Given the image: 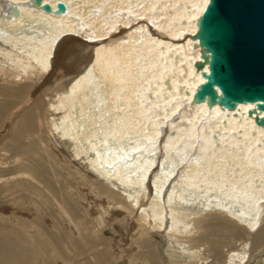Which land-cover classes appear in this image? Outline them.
<instances>
[{
  "label": "bare ground",
  "instance_id": "6f19581e",
  "mask_svg": "<svg viewBox=\"0 0 264 264\" xmlns=\"http://www.w3.org/2000/svg\"><path fill=\"white\" fill-rule=\"evenodd\" d=\"M208 2L0 0V114L12 108L11 141L27 155L31 141L19 139L44 124L61 163L106 184L105 195L91 182L81 189L86 222L54 190L61 236L33 202L34 219L2 201L10 182L45 179L39 159L0 176V219L36 232L40 215L54 231V243L0 239V264H52L44 255L37 263V248L60 264H264L262 101L225 106L195 95L209 74L210 52L196 38ZM14 161L0 169L17 170ZM115 223L126 227L118 241Z\"/></svg>",
  "mask_w": 264,
  "mask_h": 264
},
{
  "label": "water",
  "instance_id": "95a60500",
  "mask_svg": "<svg viewBox=\"0 0 264 264\" xmlns=\"http://www.w3.org/2000/svg\"><path fill=\"white\" fill-rule=\"evenodd\" d=\"M40 1L34 0L35 5ZM42 7L49 11L48 5ZM63 10V4L57 3L56 12ZM196 38L206 55L210 52L202 56L208 57L209 74L203 75L206 81L197 88V98L207 95L225 106L262 101L256 108L264 112V0H209Z\"/></svg>",
  "mask_w": 264,
  "mask_h": 264
},
{
  "label": "rangeland",
  "instance_id": "374dc122",
  "mask_svg": "<svg viewBox=\"0 0 264 264\" xmlns=\"http://www.w3.org/2000/svg\"><path fill=\"white\" fill-rule=\"evenodd\" d=\"M65 61H66L65 59L64 60L61 59L60 62L57 63L56 67L58 69H60L61 67H65L64 66L66 63ZM77 65L78 64L74 66V70L77 69L78 67ZM1 103H2V100L0 99V104ZM11 111H12V108H9V109L6 108V111L3 114H0V162L4 163L9 160L10 161L12 160V165H14L13 164V162H15L14 160L19 159V162L17 165L18 169L14 171L0 169V176L6 177L15 171L22 172V171L34 170L33 161L31 162V158L33 157L34 158V159L32 158L33 160L39 159L38 161H40L44 165L45 170L47 172L46 173L47 177L45 176V179L44 180L42 179L40 181V184H34V183L30 184L29 181H24V180H17L15 182H10L8 187H6L4 190L6 192L1 194V197H5L6 195L8 197L4 198L2 201L3 203L5 202L6 204H13L15 206L19 204L21 206L19 209L23 212L31 213L34 219V215L37 216V213L31 208V205L29 203V202H33L36 208H40L42 211H44L45 215L52 220V223L54 224V228L58 229V231L54 232L51 229H49L50 225L45 220L43 222L40 215H38L40 219L34 220L35 227H37L36 232L34 230L32 232V230L24 227L21 223L16 224V222L12 220H7V218H2L0 219V239L9 240L12 243L21 245V247H25L31 242L33 243L37 240L42 241V242L52 243L54 239L53 232L58 233L59 235L62 236L63 233L61 232V228L62 227L65 228V224H66L64 222L65 220L59 219V217H57V214L54 210L57 208L56 204L58 202L60 203V200L58 199L57 195H55L56 194L55 191H58L59 189V191L63 193L64 200L66 202H69V204L74 207V210H76L77 218L86 222L85 218H87V216L83 218V210H82V207L80 206L81 205L80 202L82 198L84 197L83 194L81 193L83 192L81 189L87 188V185H89L91 182V185H94L92 186V188L94 189V193H99V194L101 193V195L103 193V195H105L104 194L105 189L103 188V186L99 185V184L104 185L105 183L96 178H93L92 176H89L86 173H83V171H81L76 166L69 167L66 163H61L57 154H54L55 152L50 150L47 139H44V137L46 138L44 124L43 125L41 124L40 128L37 131L35 130V133H37L38 136L40 137L39 139L35 138L37 134L33 136V139L26 140L25 138H22V137L21 139H19V144L22 145L23 148L29 145V141H31L30 143L31 145H29L30 150L25 151L29 153L27 155H24V153H22L24 151L18 150L17 149L18 146H16L17 144H14L11 141L10 136H9V129H10L9 125L6 127L4 125V123L6 122V118ZM9 121L12 123H15V125L16 123L20 122L18 115L10 116ZM15 125L13 124L12 127L13 126L16 127ZM41 139H42V143L39 142V140ZM49 153H51L53 156L48 155ZM67 162H70V161L67 160ZM77 170L83 175V179L85 178L84 181L86 180L87 182L86 181L84 182L81 177H80L81 179L79 178V176L76 173ZM86 183H89V184H86ZM51 187L53 188V191ZM67 188H70V192L68 193L67 191H65ZM47 190H49L50 192ZM114 202L118 203V201H115V200ZM113 230L115 231V234H116L115 235L116 241H118L119 237H122V235L126 236V227L121 223H115ZM111 232L112 230L108 231V233L107 231L105 232V236L107 237L106 239L111 238L112 236ZM65 240L66 239L63 237L61 239V242L59 243V247L61 248L60 250L64 249V246L67 243V241L64 242ZM159 240L161 239L159 238ZM129 244L130 242L126 241L125 244H123L124 246L122 247L124 248L126 247V245H129ZM36 253H37L36 255L38 256L37 263L39 262V260H41V256L44 255V257L46 256L47 258H50V262L52 264H60L59 262H56L58 258L60 259V255L57 254V252H54V251L49 252L46 255L45 252L42 253V250L40 251L37 248Z\"/></svg>",
  "mask_w": 264,
  "mask_h": 264
}]
</instances>
